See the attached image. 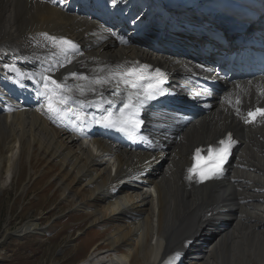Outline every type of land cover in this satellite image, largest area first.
I'll list each match as a JSON object with an SVG mask.
<instances>
[{
    "label": "bare ground",
    "instance_id": "1",
    "mask_svg": "<svg viewBox=\"0 0 264 264\" xmlns=\"http://www.w3.org/2000/svg\"><path fill=\"white\" fill-rule=\"evenodd\" d=\"M114 1L103 11L99 0L92 7H85L87 0H0V164L9 179L0 191L13 183L23 155L29 151L31 163L44 151L60 166L55 179L63 198L91 216L88 227L114 228L104 243L116 255L108 251L99 264H264V117L248 115L264 105L261 84L205 97L199 86L208 78L206 64L194 67L161 41L154 49L142 28L126 21L125 10L147 0ZM148 5L146 17L154 20L160 6ZM120 27L128 45L108 30ZM143 62H156L180 80L173 84L180 96L205 99L194 103L196 117L148 107L145 150H128L110 139L114 130L103 118L127 112L129 97L133 104L142 100L139 82L126 86L118 74ZM84 122L100 137L83 140L75 130L87 131ZM230 130L238 137L230 163L212 180L198 181L189 171L191 153ZM40 225L28 222L15 234H42Z\"/></svg>",
    "mask_w": 264,
    "mask_h": 264
},
{
    "label": "rangeland",
    "instance_id": "2",
    "mask_svg": "<svg viewBox=\"0 0 264 264\" xmlns=\"http://www.w3.org/2000/svg\"><path fill=\"white\" fill-rule=\"evenodd\" d=\"M37 151L40 154L33 158V163H30L29 151L28 155H23L17 164L19 169H14L13 183L0 191V260L4 264H89L88 259L98 255L91 263L99 264L106 261L108 251L114 257L113 247L104 243L114 228L108 229L106 224L88 227L91 216L74 209V203H67L61 195L55 179L60 166L48 162L43 157L44 151ZM3 179L9 180L0 164V184ZM28 222L41 224L43 233L5 236L7 231L17 232ZM79 231L82 232L80 237ZM95 249H98L96 254ZM120 251L124 252L123 246ZM132 264L144 262L138 259Z\"/></svg>",
    "mask_w": 264,
    "mask_h": 264
},
{
    "label": "snow or ice",
    "instance_id": "3",
    "mask_svg": "<svg viewBox=\"0 0 264 264\" xmlns=\"http://www.w3.org/2000/svg\"><path fill=\"white\" fill-rule=\"evenodd\" d=\"M63 43L71 44V41H63ZM148 67V65H143L142 69L146 70ZM118 75L121 77L123 83L126 86H130L132 88H137V81L146 78L137 69H131L125 73H120ZM162 75L163 74L161 73L160 76ZM52 83L56 86V88L61 87L56 83V81H52ZM161 83H163V80H158L156 84H149L144 91L145 99H153L155 97V94H157V91L162 94V89H159V84ZM139 95L140 93L137 92L136 96L139 97ZM143 102V100L139 101L140 104H143ZM61 103H63V100H61ZM109 103L111 102L109 101ZM124 109H127V112L122 109L120 115L115 120L111 118V113H109L108 116L104 117L103 119L106 121L105 126L118 127L120 131L131 135L132 132L139 127L140 123H142V121L137 119L139 109L132 103V97L128 98V102L124 104ZM248 115L253 120H255L257 117H264V108H257L254 111H249ZM219 143L221 147H219L218 149L210 150L212 154L207 158L210 163H202L204 158L200 156L199 150L196 153L197 164L189 171L197 173L201 181L211 179L214 176L220 174V172L222 171V166L226 162L227 156L229 155L231 147L235 143V141L232 139L231 135H229L226 139L220 140Z\"/></svg>",
    "mask_w": 264,
    "mask_h": 264
}]
</instances>
